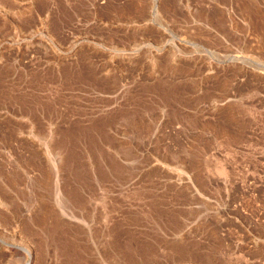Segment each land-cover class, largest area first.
<instances>
[{"label":"rangeland","instance_id":"1","mask_svg":"<svg viewBox=\"0 0 264 264\" xmlns=\"http://www.w3.org/2000/svg\"><path fill=\"white\" fill-rule=\"evenodd\" d=\"M158 2L0 0V264H264V0Z\"/></svg>","mask_w":264,"mask_h":264},{"label":"bare ground","instance_id":"2","mask_svg":"<svg viewBox=\"0 0 264 264\" xmlns=\"http://www.w3.org/2000/svg\"><path fill=\"white\" fill-rule=\"evenodd\" d=\"M160 1V0H159ZM244 2V1H243ZM244 5H245V3H243ZM3 6V5H2ZM8 6V5H7ZM257 6V5H256ZM1 7V6H0ZM159 7H160V3L158 2V0H153V9H154V12L158 15V13H159ZM247 7V6H246ZM9 10V9H8ZM250 13V12H249ZM252 16V15H251ZM199 17V16H198ZM264 18V17H263ZM250 21V20H249ZM248 21V22H249ZM198 27V26H197ZM257 29V28H256ZM203 30V29H202ZM254 43V42H253ZM259 49V48H258ZM253 57V56H252ZM235 58V60H237V59H242L243 57H234ZM260 62V61H259ZM154 65V64H153ZM258 67H259V65H258ZM56 173V172H55ZM49 179V178H48ZM47 180V179H46ZM65 190V189H64ZM28 251H29V249H28ZM115 256V255H114ZM27 264H31V262L29 263V262H27Z\"/></svg>","mask_w":264,"mask_h":264}]
</instances>
